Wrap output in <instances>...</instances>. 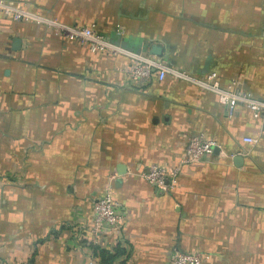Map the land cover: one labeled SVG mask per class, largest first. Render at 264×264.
Masks as SVG:
<instances>
[{"label":"crops","instance_id":"0c3cea01","mask_svg":"<svg viewBox=\"0 0 264 264\" xmlns=\"http://www.w3.org/2000/svg\"><path fill=\"white\" fill-rule=\"evenodd\" d=\"M30 9L264 99V0H19ZM123 55L93 52L44 24L0 16V264H104L94 203L110 188L124 242L109 264H264V116L185 81L130 77ZM217 141L186 163L193 136ZM245 138H254L248 142ZM241 156L242 160L236 159ZM180 168L164 191L142 176ZM87 232V234H85Z\"/></svg>","mask_w":264,"mask_h":264},{"label":"built area","instance_id":"2783aa9c","mask_svg":"<svg viewBox=\"0 0 264 264\" xmlns=\"http://www.w3.org/2000/svg\"><path fill=\"white\" fill-rule=\"evenodd\" d=\"M0 16L13 20L35 22L52 27L57 33L67 39L86 44L93 52H107L112 55H123L130 60V77L136 81L148 82L154 76L162 81L166 76L185 81L218 95L221 103L229 108L230 116L237 106H244L255 117L264 116V99L252 93L241 90L238 81L223 86L216 71L206 76H197L186 70L173 67L159 58L144 52H137L115 43L100 34L96 24L76 26L63 23L57 19L43 14L39 10L30 9L28 4L19 0H0ZM248 142H255L254 138H245ZM218 146L217 141L205 139L203 136H193L186 152V163H196L206 160ZM180 168L168 169L163 165H151L142 176L152 186L164 191H171L177 186ZM118 202L108 188L104 194L98 196L94 203L93 227L90 229L93 238L85 244L87 247L98 243V236L109 231H117L122 227L124 216L118 210ZM204 253L200 251L176 250L171 255V264H202Z\"/></svg>","mask_w":264,"mask_h":264},{"label":"trees","instance_id":"16d2710c","mask_svg":"<svg viewBox=\"0 0 264 264\" xmlns=\"http://www.w3.org/2000/svg\"><path fill=\"white\" fill-rule=\"evenodd\" d=\"M85 234H87V232H85ZM86 243L87 240L84 241V245ZM88 249L92 252V254L98 256L104 264H109L117 257L127 254L124 242H119L118 245L114 247V249H104L101 247L99 242L89 245Z\"/></svg>","mask_w":264,"mask_h":264},{"label":"water","instance_id":"95a60500","mask_svg":"<svg viewBox=\"0 0 264 264\" xmlns=\"http://www.w3.org/2000/svg\"><path fill=\"white\" fill-rule=\"evenodd\" d=\"M150 54L161 56L162 55V47L158 46V45H153L151 50H150ZM236 159L242 160L241 156H236Z\"/></svg>","mask_w":264,"mask_h":264}]
</instances>
